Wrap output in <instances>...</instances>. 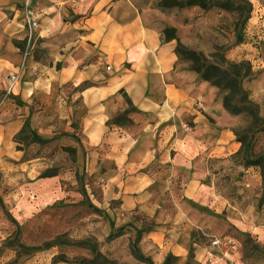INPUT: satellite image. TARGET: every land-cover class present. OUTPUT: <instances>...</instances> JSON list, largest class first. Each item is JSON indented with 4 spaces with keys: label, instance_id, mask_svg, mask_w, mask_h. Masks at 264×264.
Listing matches in <instances>:
<instances>
[{
    "label": "crops",
    "instance_id": "0c3cea01",
    "mask_svg": "<svg viewBox=\"0 0 264 264\" xmlns=\"http://www.w3.org/2000/svg\"><path fill=\"white\" fill-rule=\"evenodd\" d=\"M159 3L0 0V102L9 93L0 105V264H75L83 235H97V208L106 235L135 229L152 264L169 255L176 264H237L211 244L231 224L255 227L221 182L242 147L235 117L219 89L179 57L178 41L165 39L173 27L186 42L192 24L180 18L190 9ZM27 122L43 143L19 139ZM3 212L31 233L47 228L77 245L28 243L35 252L19 254L3 242Z\"/></svg>",
    "mask_w": 264,
    "mask_h": 264
},
{
    "label": "rangeland",
    "instance_id": "374dc122",
    "mask_svg": "<svg viewBox=\"0 0 264 264\" xmlns=\"http://www.w3.org/2000/svg\"><path fill=\"white\" fill-rule=\"evenodd\" d=\"M221 1H224L227 8L216 6L204 10L199 6H192L170 8V10L190 9L186 20L180 18L181 22L192 24L183 35L186 42H181L176 29L180 43L187 49L203 54L208 64L224 66V69L228 68L227 63L244 65L241 85L248 91L255 105V114H250L245 108L239 114L228 111L235 117L234 131L242 147L237 154L229 157L221 182L227 193L235 199L233 204L245 211L251 210V221L255 227L245 231L231 224L225 230L223 237L214 239L219 241L218 244L213 245L212 242L211 244L233 253L237 264H264V170L258 165H247L248 161L264 158V0ZM220 93L223 98L232 95L231 92ZM238 100L239 97H235L232 103L244 107L243 104L238 103ZM30 130H28L29 135ZM30 140L31 138L26 141L27 145ZM58 168L59 166H54L49 171L54 173ZM88 180L85 172L78 178L82 194L85 196L84 205L90 203ZM97 211L99 214L97 235L84 234L80 242L82 253L70 258V262L148 264L147 261L143 262L137 258V252L142 254L143 252L139 247V234L135 233V229L114 226V232L107 236L105 231L107 218L100 208H97ZM3 213L2 219L6 220L4 222L8 226L3 242L17 247L19 254L35 252L31 251L32 247H28V243L40 246L57 242H68L73 246L76 243L73 235L52 234L47 228L31 233L26 225L19 223L11 214ZM41 220L36 217L30 222H41ZM84 225L86 226L83 227H87V224ZM147 227L144 225L143 229ZM147 258L151 259V257ZM165 264L176 263L171 259L168 262L166 260ZM189 264L198 263L192 259Z\"/></svg>",
    "mask_w": 264,
    "mask_h": 264
},
{
    "label": "trees",
    "instance_id": "16d2710c",
    "mask_svg": "<svg viewBox=\"0 0 264 264\" xmlns=\"http://www.w3.org/2000/svg\"><path fill=\"white\" fill-rule=\"evenodd\" d=\"M223 2L224 1L221 0H160L159 5L163 9L199 6L204 10H209L216 6L227 8V5ZM164 35L165 39L168 41H178L177 53L179 57L189 62L192 70L199 73L203 80L209 82L212 86L219 88L220 92L223 91L232 93V95H226L224 98L221 97L223 104L228 111H231L233 114H239L242 112L243 108H245L246 110H249L250 114H255V105L250 99L248 91L241 85L242 68L244 65L227 63L228 68L224 69V66L221 67L220 65L208 64L207 58L203 54L198 53L195 50L187 49L180 43L175 28H166L164 30ZM235 97H239L238 103L243 104L244 107H240L238 104L232 103V100ZM125 119L126 114H123L116 117L110 124H116ZM28 130H30V125L27 122L19 135V139L27 141L31 138V142H44V140L39 138L32 130H30L29 135ZM247 165H258L264 170V158L248 161ZM53 174L55 173H50V171H47L43 174V176H52ZM137 256V258L143 262L147 261L148 264L153 263L151 259L147 258L140 252H137ZM171 259H173L176 263L177 258L173 255L168 256L167 262Z\"/></svg>",
    "mask_w": 264,
    "mask_h": 264
},
{
    "label": "built area",
    "instance_id": "2783aa9c",
    "mask_svg": "<svg viewBox=\"0 0 264 264\" xmlns=\"http://www.w3.org/2000/svg\"><path fill=\"white\" fill-rule=\"evenodd\" d=\"M26 21H27V23L29 24V26L31 28H34V27H37L38 26V19H37V17L35 15H32L30 13H27V15H26ZM27 56H28V52L25 53V59L27 58ZM13 79H16V77H13ZM8 96H9V93H6L4 95L3 99L0 102V105L5 102V100L7 99ZM218 242H219L218 240H213L212 241V244L213 245H217Z\"/></svg>",
    "mask_w": 264,
    "mask_h": 264
}]
</instances>
